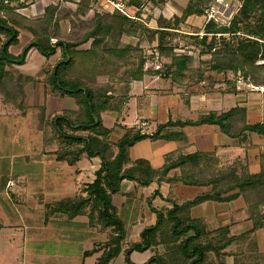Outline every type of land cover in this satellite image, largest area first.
I'll list each match as a JSON object with an SVG mask.
<instances>
[{
    "label": "trees",
    "instance_id": "obj_1",
    "mask_svg": "<svg viewBox=\"0 0 264 264\" xmlns=\"http://www.w3.org/2000/svg\"><path fill=\"white\" fill-rule=\"evenodd\" d=\"M152 1L162 4L166 0ZM213 1L189 0L180 16L161 14L157 19L158 26L154 28L140 24L139 20L120 10L111 13L96 8L90 20L81 19L80 12L74 11L73 15L78 18L72 19L70 12H63L53 4L46 6L41 17L33 19L18 11L27 4L14 5L10 0H0V96L3 101L26 114V86L35 78L16 67L26 63L32 49H37L47 58L60 51V58L47 72L48 92L74 98L77 108L49 117L41 108L39 129L45 133L46 143L56 142L60 147L53 152L58 161L75 165L84 155L102 160L95 171L94 180L82 188L81 194L46 206V220L54 213H63L70 220L78 215H88L91 226H96L101 232L109 230L108 240L98 242L93 249L84 252V256L100 253L96 264H114L124 251L125 263L135 264L131 259L134 251L145 252L158 245H164L167 249L165 256L154 254L144 264H228L225 258L231 255L235 256L234 264H240L241 254L231 253L229 248L234 243L245 248L247 235L264 225V220H256L254 229L234 237L229 236L228 227L207 230L201 219L191 216V209L202 202L230 201L242 195L250 213L264 219V214H259L260 206L264 203V161L260 173L252 174L243 160L221 165L215 154L201 152L170 153L162 169L153 168L146 159L132 161L129 157L130 148L144 139L184 140V132L174 129L186 125L218 124L224 132L238 138H243L246 132L264 133V124L246 123L243 108L237 106L221 114L211 112L196 121L169 119L151 133L137 127H126L116 143L110 140L111 130L104 126L102 120V113L106 111H121L129 98L132 81L141 80L147 74L171 79L173 83H184L182 78L187 73L197 81L211 77L201 66L203 61L206 63L205 59L197 63L195 54L187 50L177 51L174 39L175 30L182 29L188 17H205ZM241 2L240 9L228 26H219L212 20L205 24L202 37L196 33L191 40L199 46L201 56L211 54L207 64L212 72L220 74L241 70L246 76L254 74L252 79L255 83L264 84V75L255 74L261 70L257 61L264 59V0ZM126 4L138 7V16L146 5L141 0H127ZM64 16L70 18L72 27L62 38L58 34V25ZM81 23L84 27L80 26ZM2 25L10 26L13 30ZM140 29L142 37L135 46L120 48L108 45L110 42L119 43L124 35L136 36ZM22 30L32 38L24 48V60L19 63L23 52L14 55L10 47L19 43ZM240 31L248 38L238 41L237 46L230 45L221 35L224 43L219 49L216 47L217 33ZM143 41L158 50V57L155 53L147 54L144 51ZM88 42H91L89 48H80ZM164 59H168L167 62ZM159 62H164L163 68H157ZM99 76H108L109 81H99ZM175 168L180 169L181 175L167 178ZM124 179L135 180L142 185H149L155 180L182 181L211 188L180 204L154 209L156 222L141 232L140 242L125 249L128 229L120 207L115 203V195ZM247 245L250 247L249 243ZM261 257H257L258 262Z\"/></svg>",
    "mask_w": 264,
    "mask_h": 264
},
{
    "label": "crops",
    "instance_id": "obj_2",
    "mask_svg": "<svg viewBox=\"0 0 264 264\" xmlns=\"http://www.w3.org/2000/svg\"><path fill=\"white\" fill-rule=\"evenodd\" d=\"M126 6L127 15L136 20L143 21V18H145L148 14L147 12H144L145 8H142L141 14L138 16V7L128 6L127 4ZM184 8L185 7L177 9L176 6L174 7L172 5V7H169V12H172L170 15L180 16ZM160 15L161 14H159V16ZM201 18L202 17L197 15H191L185 22L188 24ZM203 19L205 23V17H203L202 20ZM154 22L155 25L152 24L151 27L156 28L158 23L156 20H154ZM189 27V25H185L182 29L175 30L176 34L174 41H177L182 45V39H185L182 34L193 35L199 32V29H196V31L193 32L195 29L189 30ZM31 38L32 36L27 31L22 30L19 36V43L12 45L10 47V52L14 55H19L22 52L24 53V48L30 42ZM139 39L140 38L137 36L124 35L119 42L118 47H133ZM90 44L91 42L88 44L86 43L80 48H89ZM184 44L185 48H187L188 46L185 42ZM176 49L177 51H183L181 47L177 48L176 46ZM60 56L61 52L58 51L47 58L37 49H32L28 53L26 63L16 67L17 70L25 74L32 75L35 78L34 81L30 82L26 86L27 113H20L26 116L33 112L37 120V128L39 126V112L41 111V108L45 109L46 117L53 116L55 114H62L65 111L77 108L74 98L70 96H55L48 92V86L46 83L47 72L49 73L52 70ZM12 71L16 72L15 69H12ZM98 80L108 82L109 77L99 76ZM36 94H42L43 100L41 103L34 102L33 96ZM237 106L244 109V120L247 124H264V92L239 90L237 86L235 87L234 84H229L227 82H219L212 87H202L199 85L184 88L179 84L177 85L173 83L171 79L163 78L158 75L147 74L141 80L132 81L129 98L123 105L121 111H106L102 113V120L104 126L111 130L110 140L113 143H116L124 134L126 127H137L143 132L151 133L156 130L159 124L165 123L169 119L196 121L202 115H206L211 112L221 114ZM174 131L184 132L186 136L185 139H144L130 148V159L132 161L137 159H146L150 162L153 168L162 169L166 164V156L170 153L201 152L215 154L219 158L221 165L231 164L238 159L243 160L248 165L249 171L252 174H258L262 169V163L264 161V133L246 132L243 138H238L224 132L218 124L210 123L186 125L184 127H177ZM113 136L117 137V139L114 140ZM55 150H57V148ZM51 155L57 160L55 154L51 153ZM89 157L90 156L88 155H84L75 165H70L74 167L77 166L75 170L70 172H67L68 170L64 166H59L55 168V170H45L46 174L50 176H48L49 178H46L45 180L47 192H54L58 188L61 192H65V188L68 190H71L72 188L74 193L70 196H64L56 201L46 202L43 204L44 225L46 227L51 225V227L55 229V232H60L63 235L62 240L55 242V239H47L46 241L42 238H38L35 241L25 239L26 249L33 248L34 246L37 249V252H40L41 254L49 255V253L52 252L53 255L57 253L62 257L66 255H81L84 260L96 255L97 257L94 263L96 264L100 253L84 256V252L93 249L97 241H94L90 245V248L85 249L81 248V245L77 243V239H75L77 232L78 234H81L80 236L82 237V235L87 236L94 231H98L96 226L90 225L88 215H78L70 220L63 213H54L50 214L46 220L47 205L55 204L65 198L81 194L82 188L94 180L95 171L101 166L102 160L100 157H94L96 162H93ZM21 174L22 173L10 168L8 172L1 176L0 180L2 182V189L5 191H11L10 188L16 187L18 183L22 182L20 177ZM180 175V169L175 168L169 172L167 178ZM152 183H157L160 191L162 185L166 186L163 191L159 192L161 194H157L156 197L159 196L160 199H166L167 197H170L168 189L174 188L177 198H179L178 200H166V205L155 206V209L171 207L173 203L180 204L187 200V198L191 196L195 197L202 192H207L211 188V186L189 185L183 183L182 181L159 182L155 180ZM150 184L142 185L135 180L124 179L117 194L125 195L124 200L128 199L131 201L130 198H134L133 195H135V193H138L139 191L144 192L147 188H149ZM144 195L145 194H142L143 197ZM38 196H43L44 199V195L42 193H40V195L38 194ZM0 198L8 200L11 203L13 202L14 204L19 202L13 193H11V196H7L2 193L0 194ZM10 202H8V204H10ZM118 206H122V202H120ZM8 210L13 215V218H18L19 216L20 221L23 223L26 222L25 215H22L23 213L15 212V209L12 207ZM259 214H264V203L260 206ZM191 216L193 218L201 219L207 230L228 227L230 232L229 236L234 237L242 236L254 229L256 220H259V222L264 220L263 218L260 219L259 216L254 217L250 213L248 205L242 195L230 201L220 202L209 200L202 202L191 209ZM80 218H87V220H79ZM150 219L152 221L154 220L153 217ZM154 223L147 225L151 226ZM139 226L140 225L138 224L133 225L129 231L128 226L126 225L128 229V237L131 236L135 240V238L140 236L141 232L148 227ZM4 227L5 225L0 219V232L4 229ZM66 233H68V236L71 238L66 240V236L64 235ZM247 236L248 238L245 240H248L247 242L250 244V248L252 250L251 255H254L255 257L264 256V225L256 228ZM1 239L3 238H0V264H14L5 260L8 253H5L4 249L6 251L8 249L2 247L3 245L1 244ZM6 244H9L11 247L14 246L12 240L6 242ZM235 245L236 243L233 244V246ZM135 252L137 251H134L131 254V259L135 264H142L151 257L139 256L138 258L137 256L135 257ZM146 252L147 251L142 252L141 254H145ZM231 258L232 260L227 259V262L229 264H234L235 256L233 255ZM33 264L42 263L33 262ZM50 264L57 263L51 262ZM59 264L65 263L61 262Z\"/></svg>",
    "mask_w": 264,
    "mask_h": 264
},
{
    "label": "rangeland",
    "instance_id": "obj_3",
    "mask_svg": "<svg viewBox=\"0 0 264 264\" xmlns=\"http://www.w3.org/2000/svg\"><path fill=\"white\" fill-rule=\"evenodd\" d=\"M111 1H115L116 3H126L127 0H10V2H12V4L14 5L27 4V7L18 9V11L26 14L33 19L41 17L44 14L46 6L53 4L58 5V7L61 8L63 12H70L69 16L72 19L74 17L78 18L76 15H73V12L76 11V13L80 12L81 19L84 17L89 20L93 17L95 10H97L96 8L109 12L116 11V7ZM141 1L146 4L143 6V8H145L144 12H147L148 14L145 18H143V21L139 20L138 22H140V24L142 25H145L147 23L149 26H152V24L155 25L154 20L157 21L159 14L171 16L170 14H172V12H169V7H172V5L174 7L176 6L177 9L185 7L189 0H166V2L162 4H155V2H153L152 0ZM239 1L242 4L241 0ZM70 18L67 19V17L64 16L59 21L58 34L62 38H65L66 34H68L72 27ZM202 18L192 21V23L186 24L187 26H190L189 30L195 29L193 30V32L196 31V29H199V37L203 36L201 34H205L204 24H207L206 21L204 23V19L202 20ZM229 22L226 23L225 19L221 17L216 23L219 26H228ZM80 26L84 27V24L81 23ZM234 34L235 33H217L216 37L218 38V43L216 44V47L219 49L224 43L221 39V35H224L226 41L230 45L234 46H237L238 41L248 38V35L241 31V35L239 36ZM1 36L3 39L5 38L4 35ZM136 36L138 38L142 37V29L137 32ZM182 36H184L185 38L182 39L183 44L181 45L177 41H174V44L177 46V48L181 47L183 50H187L190 51L191 54H195L197 63H199L201 59H205L206 63H204L203 61V63H201V66L206 70V75L211 77H205L203 80L197 81V78L191 77L187 73V75L182 78L184 83L175 84H179L184 88L199 85L202 87H212L219 82L237 84V79L241 77L243 79L245 78V80H250L256 85L264 86V84H257L253 81L252 78L254 74L252 76H246L241 70L238 72L225 71L220 74L212 72L210 69V65L207 64L209 59L211 58V54L201 56L199 46L194 43V40H191L192 35L182 34ZM184 42L188 46L187 48H185ZM108 45L118 47L119 43L110 42L108 43ZM142 45L144 51L147 54L155 53L156 57H158V50H155L156 48H153L151 44L143 41ZM167 60L164 59V62H167ZM263 60L264 59H259L257 61V64L261 67V70L256 71L255 74H259L261 76L264 75ZM164 62H159L158 65L163 68ZM33 97L35 103H41L43 100L42 94H36ZM30 114L26 116L22 115L20 111H18L13 105L6 104L3 101L2 96H0V179L1 176L8 172L10 168L18 171L19 173H22L20 175L22 182L18 183L16 187L10 188L11 191H5L4 189H2V182L0 180V194L4 193L7 196H11V193H13V195L15 194L17 200L19 201L14 204L13 202L11 203L8 200L0 198V219L5 225L4 229H2V231L0 232V238H3L1 239V244L3 245L2 247L8 249L6 251L4 248H2L4 249L5 253H8L7 257H5V260L14 264H33V262L42 264H50L51 262H55L57 264L61 262H64L65 264H94L97 257L96 255L84 260L81 255H66L62 257L57 253L53 255L52 252L47 255L37 252V249L34 246L30 249H26L25 247V239H29L32 241H35L38 238H42L45 241L47 239H55V242H59L62 240L63 235L60 232H55V229L51 227V225L48 227L44 225L43 204L46 202L56 201L64 196H70L74 193V190H72V188L71 190L65 188V192H61L58 188L54 192H47L45 180L50 176L46 174L45 170H55V168L59 166H64L68 170L67 172H70L75 170V168L77 167L70 166L67 163L59 162L55 159L54 156L51 155V153L54 152L53 150L60 147H58V144L56 142L54 144L46 143L45 133L39 130V126L37 128V120L35 118V114L33 112ZM113 139L115 140L117 139V137L113 136ZM89 158L92 159L93 162H96L94 160V157L90 156ZM165 187V185H162L161 191H163ZM158 188L159 186L157 183H152L144 192L139 191L138 193H135V195H133L134 198H130L131 201H129L128 199L124 200L125 195H115V203L119 205L120 202H122L120 211L121 215L124 217L129 231L131 227L136 224L140 225L139 227H146L150 223H154L157 219L156 212L154 211V209L156 208L155 206L166 205L167 201L169 200L179 199L177 198L174 188L168 189L170 197H167L166 199H160L159 196L156 197V192H161ZM40 193L44 195V199L43 196H38V194L40 195ZM142 194H145L144 197L142 196ZM160 194L161 193H159V195ZM146 195L150 197L148 198ZM8 202H10V204H8ZM11 207L15 209V212L23 213L22 215H25L26 222L23 223L22 221H20L19 216L18 218H13V215L8 210ZM152 217L154 219L153 221L150 219ZM84 219L87 220V218H80L79 220ZM64 235L66 236V240L71 238L70 236H68V233ZM80 235L81 234H78L77 232L75 237V239H77V243L81 245V248L88 249L94 241H97L98 243L108 240L110 237V232L109 230L101 232L98 228L97 232H92L91 234H89L90 236L87 235L88 237L85 235H82L81 237ZM10 240L13 241V247L9 246V244H6V242H9ZM140 241V236H137L135 240L133 237L129 236L124 242V248H131L133 244ZM247 244L248 242L246 241L244 245L245 248L235 245L231 246L229 250L231 251V253L234 252L237 255L241 254L239 256L240 264H264L263 257H261L262 260L260 259L258 263L255 262L258 258L254 255H251L252 250ZM243 250L245 251V254ZM166 251L167 249L164 245H158L148 250L145 254H141L142 252L137 251L134 255L138 258L139 256H153L154 254L165 256ZM231 256H227L225 260H232ZM118 258L114 262L115 264H126L125 251L122 252L121 256H119ZM145 262H143L142 264H144Z\"/></svg>",
    "mask_w": 264,
    "mask_h": 264
},
{
    "label": "built area",
    "instance_id": "obj_4",
    "mask_svg": "<svg viewBox=\"0 0 264 264\" xmlns=\"http://www.w3.org/2000/svg\"><path fill=\"white\" fill-rule=\"evenodd\" d=\"M111 2L115 5L116 10H120L128 14L126 10L127 9L126 3L124 2L116 3L115 1H111ZM241 5L242 4L240 3L239 0H214L206 10L205 21L206 23L212 20L218 22V19L223 17L227 23L231 21L234 14L238 12ZM201 35H204V34H201ZM234 35L239 36L241 34L240 32H238V33H235ZM157 68H161V66L157 65ZM236 85L239 90L264 92L263 85H256L252 83L250 80H245V78L243 79L239 77L237 79Z\"/></svg>",
    "mask_w": 264,
    "mask_h": 264
},
{
    "label": "water",
    "instance_id": "obj_5",
    "mask_svg": "<svg viewBox=\"0 0 264 264\" xmlns=\"http://www.w3.org/2000/svg\"><path fill=\"white\" fill-rule=\"evenodd\" d=\"M1 25V24H0ZM4 28H7V29H10V30H13L10 26H7V25H2ZM14 32V31H13ZM24 60V53H23V57L18 61V62H22ZM83 90H85L86 88H82Z\"/></svg>",
    "mask_w": 264,
    "mask_h": 264
}]
</instances>
